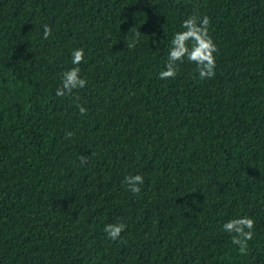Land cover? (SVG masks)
Returning <instances> with one entry per match:
<instances>
[{
  "label": "trees",
  "instance_id": "16d2710c",
  "mask_svg": "<svg viewBox=\"0 0 264 264\" xmlns=\"http://www.w3.org/2000/svg\"><path fill=\"white\" fill-rule=\"evenodd\" d=\"M194 13L215 77L160 79ZM78 48L87 85L57 96ZM0 264H264V0H0Z\"/></svg>",
  "mask_w": 264,
  "mask_h": 264
},
{
  "label": "clouds",
  "instance_id": "9594fccd",
  "mask_svg": "<svg viewBox=\"0 0 264 264\" xmlns=\"http://www.w3.org/2000/svg\"><path fill=\"white\" fill-rule=\"evenodd\" d=\"M211 25L210 17L204 15L202 18L197 14L190 15L183 21V31L176 32L171 40V48L168 54L166 70L159 73L160 79H175L185 59L194 63L201 80L214 78L216 75V54L219 51L217 44L210 35L209 28ZM43 38L48 39L52 34V29L49 25L43 26ZM133 39H126V47L135 48L139 42L141 31H136L134 28ZM84 49L78 48L72 53V64L77 65L62 73L61 86L56 90L57 96H72L74 90L83 89L87 85L86 79L82 78L81 69L78 65L84 61ZM78 100L79 98L76 97ZM81 115L87 113V109L80 104H77ZM73 133H66V138L71 137ZM80 164L88 163V158L85 156L79 157ZM123 183L127 186V190L133 193L141 191L140 185L144 184L142 175H128L124 178ZM127 225L123 222L109 223L104 227V231L108 234L109 239L115 241L121 237V233L125 231ZM223 231L231 234V241L239 247L240 253L246 254L249 241L254 237L255 221L249 216H241L231 219L223 224Z\"/></svg>",
  "mask_w": 264,
  "mask_h": 264
}]
</instances>
